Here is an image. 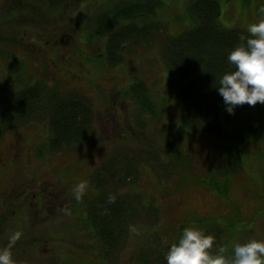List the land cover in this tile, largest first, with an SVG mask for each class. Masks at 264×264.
I'll return each instance as SVG.
<instances>
[{"label": "rangeland", "instance_id": "1", "mask_svg": "<svg viewBox=\"0 0 264 264\" xmlns=\"http://www.w3.org/2000/svg\"><path fill=\"white\" fill-rule=\"evenodd\" d=\"M162 1L167 13L156 19L166 28L128 43L122 61L110 67L101 56L104 40L86 47L80 33L91 26L99 1L0 0V86L14 83L23 72L25 81L45 80L51 88L85 94L93 109L89 132L75 149L36 154L48 131L38 121L0 133V264H153L159 249L167 250L166 264H192L190 247L204 229L194 226V216L217 220L223 228L215 246L205 238L194 252L198 264H226L230 251L264 261V115L235 108L220 111L228 131L244 134L250 126L261 127L256 142L237 141L241 165L228 178L227 196L193 182L211 171L221 178L224 159L217 135H174L181 108L168 89L161 42L165 33L188 24L187 0ZM219 4L222 25L246 29L264 42V0ZM177 14L184 17L180 25L172 21ZM59 35L79 46L72 50ZM9 37L19 44H8ZM135 79L144 81L155 100L166 97L162 113L146 115L130 95L119 92ZM242 117L246 123L241 125ZM173 142L185 153L188 167H180L181 161L175 168L170 165L164 150ZM108 161L115 165L112 182L123 180L122 197L135 195L142 206L135 219L122 220L113 250L92 237L80 212L89 210L91 175ZM150 207L156 213L146 212ZM232 220L237 227L228 230ZM222 244L223 255L216 259L213 252Z\"/></svg>", "mask_w": 264, "mask_h": 264}, {"label": "trees", "instance_id": "2", "mask_svg": "<svg viewBox=\"0 0 264 264\" xmlns=\"http://www.w3.org/2000/svg\"><path fill=\"white\" fill-rule=\"evenodd\" d=\"M96 1L99 3L96 2L98 7L90 15L91 26L84 27L80 33H84L86 47L94 46L100 38L104 40L101 56H104V62L110 67L122 61L121 52L128 43L159 32L162 27L166 28V23L156 19L158 15L167 13L162 0ZM187 15L186 27L165 33L161 42V52L169 75L168 89L176 96L181 108L180 118L174 123V135L213 134L219 137L217 145L224 159L222 177L211 171L209 175L195 178L193 182L214 191L217 196H227L231 190L228 178L241 165L237 141L240 138V141L256 142L261 137L258 129L261 127L250 126L244 134L236 133L235 129L228 131L222 124L220 111L235 108L264 115V42L246 29L222 25L219 21V0H187ZM183 20L184 17L178 14L172 18L176 25H180ZM58 39L64 38L59 35ZM64 40L70 43L72 50L79 46H74L67 38ZM8 44L17 45L19 41L9 37ZM19 54L22 55L21 52ZM10 55L15 57L14 53ZM22 73L20 76L23 79L20 77L14 83L0 86V133L38 121L46 123L48 131L44 142L37 147L36 154L44 156L45 153L77 148L91 127L93 109L90 100L85 94L76 91L51 88L45 80L33 81L29 78L25 81ZM21 81L24 82L21 84ZM119 92L124 96L130 95L146 115L156 116L163 112L166 97L157 101L149 96L143 80L135 79L127 89H120ZM240 121L241 125L246 123L243 117ZM231 140L235 142L231 144ZM164 151L169 155L172 167L175 168V163L179 161L184 164L179 163L180 167H188L183 158L185 153L181 152L177 142L168 144ZM113 166V162L108 161L103 168L93 172L92 196L87 195L86 210H89L86 213L80 210L81 218L92 237L96 241H104L110 250L119 240V232L115 231L120 229L122 220L135 219L142 207L134 201L135 195L127 192L122 197L120 189L124 185L123 180L117 178L112 182ZM181 179L186 182L185 171ZM35 197L40 200V195L35 194ZM76 208L80 209V204L76 203ZM154 209L150 207L146 212L156 213ZM192 220L194 226L204 228L196 237V244L190 247L192 264H198L194 252L201 250L205 238L210 246H215L220 241L223 228L217 220H208L207 217L194 216ZM236 222L230 221L228 230L236 229ZM209 233H213L214 237ZM223 252L222 244L213 252V256L221 258ZM99 254L101 256L104 253L100 250ZM154 260L153 264H166L167 250L159 249ZM226 264H264V261L252 259L246 253L230 251Z\"/></svg>", "mask_w": 264, "mask_h": 264}, {"label": "flooded vegetation", "instance_id": "3", "mask_svg": "<svg viewBox=\"0 0 264 264\" xmlns=\"http://www.w3.org/2000/svg\"><path fill=\"white\" fill-rule=\"evenodd\" d=\"M34 196H35V194H34Z\"/></svg>", "mask_w": 264, "mask_h": 264}]
</instances>
